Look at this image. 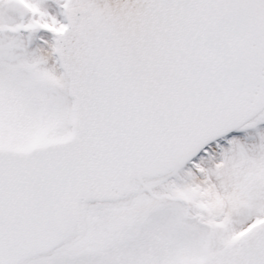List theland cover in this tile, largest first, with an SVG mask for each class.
Returning <instances> with one entry per match:
<instances>
[{"label":"snow or ice","instance_id":"obj_1","mask_svg":"<svg viewBox=\"0 0 264 264\" xmlns=\"http://www.w3.org/2000/svg\"><path fill=\"white\" fill-rule=\"evenodd\" d=\"M0 264H264V0H0Z\"/></svg>","mask_w":264,"mask_h":264}]
</instances>
